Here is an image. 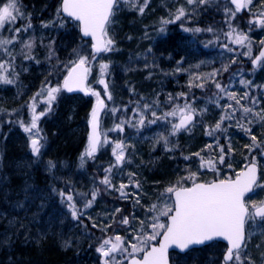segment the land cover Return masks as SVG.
Wrapping results in <instances>:
<instances>
[{"label":"rangeland","instance_id":"1","mask_svg":"<svg viewBox=\"0 0 264 264\" xmlns=\"http://www.w3.org/2000/svg\"><path fill=\"white\" fill-rule=\"evenodd\" d=\"M181 1L182 0H178V2L177 0H150L142 15L135 10L138 14L136 18L139 19V22L145 20L142 27H140L135 34L127 32V28L131 27L132 24H124V22L127 21V14L132 15L133 10L122 7L113 17V23L109 28V35L115 41L116 50L107 52L103 56L96 57L89 65L91 72L89 74L88 88L100 93L101 99L106 103L105 111L101 117L100 129L103 136H106L108 140V143H102L97 156L90 158L91 163L94 166L99 165L100 167L105 165L101 168L104 174L102 175L103 178L106 174L104 169L115 162V157L112 155L115 144L117 142H123L126 145V160L122 166L112 169L110 178L112 184L115 185L116 188H118L121 183L129 184L130 186L125 189V191L130 194L135 193L136 195H130L127 199L122 198L118 191L108 190L104 185L100 184L99 182L102 178L97 179L95 183H97L99 192L96 200L92 204V208L86 212L84 218L88 219V217H91V219H88L89 222H91V225L96 223L98 225L96 229L103 231L104 234L100 232L103 236H106L105 233H107L109 229L105 228V225L111 224V237L120 235L125 240L126 244L128 242L135 243L132 237L138 234L140 221L145 220L146 217L150 218L153 215V213L148 212L147 209L153 204L162 206L163 198H161L160 194L164 192L167 187L175 185L177 181H181L185 186H189L191 181L186 178L193 173L196 174L195 178L198 182L227 178L229 175H235L236 172H239L244 164L251 160V156L255 155L260 171L259 174L261 176L260 182L264 184V156L259 154L261 151L260 149H257L255 153L250 155L249 149L245 147L252 142L249 135L237 126V119L241 115L240 112H237V118L231 121L225 120L220 131H215L212 135L206 134L215 127L216 122H218L221 115L224 114V106L228 103L234 104L233 101L228 100L226 95L217 93L215 85L211 82L206 83L203 89L198 87L191 88L194 90L196 96L194 101L190 103L197 109L198 113L202 112V114L196 116V121L190 126L188 133L177 132L175 135H171V129L165 131L166 129L161 125L157 126L160 121L162 122L163 118L158 120L155 124H149L146 121L145 125L139 129L131 126L139 119V116H135L132 111L137 107L138 103L141 105L145 102L153 104L158 101L160 107L154 108L153 110H155L159 116H162L164 113L162 105H164L165 102L160 103L158 100V93L155 94L157 90L156 86L161 79L169 80L177 78L178 75L182 73V70L177 72V68L165 69L161 64L167 63L172 59L175 64L178 65L180 62H187L188 59H190V57H188L189 53L198 55L203 54L200 51H195L193 39L185 41L186 39L183 38L181 40V57L180 51L174 52L176 56H179L178 59L172 58L174 55H172L170 51L166 54L168 56L164 55L162 57L163 46L158 47L159 43L165 38L163 35L168 33L166 27L176 23L162 25L161 21L173 19L174 16H172L173 12L170 6L172 4H179ZM219 1L220 3L229 2V0ZM2 3L3 0H0V4ZM58 5L55 7L54 0H51L50 6L40 8V11L37 13L35 11V16H32L33 28L29 29L27 33H20L19 40L31 39L34 42L31 51V55L34 59L25 58L28 50L24 49L21 51V43L12 45L11 51L15 56V60L12 61V67L15 70L16 83H0V104L12 98L17 99L21 94L27 95L25 96L26 102L22 105L23 108H27V103H31L30 98L34 95L27 90V86H24L23 83L20 82V78L22 76L26 77L29 73H33L32 75H43V73L46 72L45 69H47L46 66L49 61L50 50L53 53L51 59L54 57L53 40H50L48 34L53 28V25L46 28L43 27V23L56 20ZM180 6L188 10L189 14L185 18L190 19L198 17V9L200 6L188 5L185 3V0L184 4ZM154 10L158 11V13L153 17L152 13ZM262 10L264 9L261 8V0H253V5L243 10L248 19L247 24L249 29L245 34L249 37V42L251 43L252 57H254L257 49L261 45L260 41L264 40V28L256 24L250 25L249 20L254 19L255 15ZM148 19H155V23L150 24L151 22H148ZM240 19L242 18L240 17ZM23 23H25V21H19L14 27H19ZM55 25H59V23ZM162 26L165 28L164 33L159 31ZM237 29H239L238 26ZM239 31H241V29H239ZM55 33H57V31H55ZM186 33L187 32L184 31V34ZM225 33L226 32H224V36H221L219 39H226L225 43L228 44V47L232 48L233 51L229 52L226 48L221 47V49L215 51L214 59L211 57L208 59L204 58L203 63L199 65L203 66L205 73H200L209 74L214 70H221L216 79L223 86H226L229 91L235 92L238 97L243 95L245 91H249L251 95L255 96L260 101L259 105L256 106V110L259 111L260 109H264V66H258V68L253 69L250 64L252 59L249 58V55L245 54L248 52V48L229 43V39ZM2 34L3 36L11 35L8 31H3ZM210 35L212 37L211 33ZM129 37H131V39H129ZM149 49H151V51H149ZM187 52L188 54H186ZM6 59H8V57L0 50V62ZM233 59L236 61L234 64L231 63ZM102 63H107L109 65L106 76L110 77V82L108 84L109 91L113 97L112 100H108L107 96L104 94L103 85L98 82L100 65ZM145 65H147V67ZM225 65H229L228 71L226 72L222 71ZM56 66L57 70L55 72L52 71L55 77L64 70V66H59L58 62ZM197 66L196 64L190 78H187V81L184 83L185 86L189 85L188 81L196 74ZM9 71H11V69H9ZM106 76L105 79L107 81ZM35 78L39 80L38 76ZM241 80L251 81V85L246 87L240 83ZM33 81L34 80H32V82ZM48 83L53 85L50 80H47L45 85ZM193 83H195V81H193ZM7 94L10 95L11 98L6 97L5 95ZM95 101L96 97L94 96L91 102L87 123L92 111V104H94ZM120 102H122L121 106L123 108L121 107V111L118 114L119 118H117V114L113 116L110 109L113 107L120 108L118 106ZM185 102L184 100L180 105H183ZM241 103H247V101H241ZM125 107H127V111H124ZM1 109L2 108H0V110ZM172 109L173 108H170L169 111ZM1 114H3V112L0 113V115ZM146 115L149 119H152L150 112L146 113ZM1 118L0 128L3 125H7L4 117ZM120 120L127 121L124 132L110 131ZM178 121V115L175 118L169 117V122L171 123H177ZM243 123L245 126L252 128L253 134H255L259 140L264 141V126L259 122L247 125V120H244ZM229 124L232 126L229 127ZM161 136L167 137L169 141L167 147L163 140L157 143V140ZM180 137L183 139L182 146L179 145L178 141ZM217 144L224 146L225 152H227L229 145L233 149V151L226 156V162L231 164V168L220 165L218 161L215 172L209 170L206 166L202 168L200 158L196 156L195 153H199L200 157H203L205 160L218 157L219 148L216 146ZM208 145H212V147H208ZM42 152H44V150H42ZM83 154H81L79 158ZM185 157H188V159H185ZM246 157L247 160L245 159ZM87 159L89 161V158ZM42 161L44 163L47 162L46 159ZM161 161H164L172 172L166 175L163 180H157L159 174L153 169V166H156V164ZM76 171H79L76 176L67 175L66 178L69 180L67 183H71L75 187L80 186V190L89 187L90 178L87 174L85 176V171L87 170L83 167ZM130 173L134 175L130 176ZM136 181L139 182V188L134 186ZM137 196L139 197V204L135 203ZM246 201L256 204L264 201V187L255 188L254 192L246 198ZM117 208H120L122 212L115 214V209ZM130 214H134L135 219H132L130 216L129 225L126 226L114 222V220L118 221L121 215ZM4 216L5 214L0 216V225ZM166 218L167 217H161V222H166ZM3 239L4 231L0 230V243L3 242ZM257 244H260L259 248L256 247ZM224 250L225 248L223 245L212 244L209 247H205L199 251H192L190 254L188 253L181 257L174 255L173 263L221 264ZM247 250L255 261V264H264V260L261 259V253H264V236L259 234L254 236L249 241ZM92 264H101V257L99 254L98 258L92 260Z\"/></svg>","mask_w":264,"mask_h":264},{"label":"snow or ice","instance_id":"2","mask_svg":"<svg viewBox=\"0 0 264 264\" xmlns=\"http://www.w3.org/2000/svg\"><path fill=\"white\" fill-rule=\"evenodd\" d=\"M149 2L150 0H60V5L56 10V20L43 23V27L47 28L56 23H59L63 27L66 18L77 22L76 26L82 34L81 38H91V52L87 53L82 46H78L72 50L75 59H70L68 64L65 65L67 71L63 77L62 88L60 86H52L50 83L42 86L40 91L30 98L31 103H27V108L31 113L29 121L26 122L20 117H17L15 120L6 121L7 123L18 125L28 135L31 154L37 161L41 157L44 147L42 143L44 137L40 133L38 121L52 110L53 102L56 101L57 95L62 90H66L69 93L80 91L86 95L91 94L96 97V105L90 114L89 123L91 132L88 137V146L84 154L80 157L81 161L83 162L85 157H94L98 148L102 146V143H108L106 136L102 141L101 133L98 131L99 114L106 105L104 100L101 99V94L93 91L86 85L87 78L91 72L89 65L100 53L116 50L115 41L109 35V28L117 12L122 7H127L130 10L138 11L142 15ZM214 2L215 0H186L188 5H195L197 7L213 4ZM230 4L234 5V9L226 6L225 13L229 16V20H233L236 18L237 13L253 5V0H230ZM261 8L264 9V0H261ZM188 14V10L181 6L176 10L173 19H165L161 23L162 25L175 23ZM19 21H25V23L19 27H14ZM249 24H256L264 28V10L256 14L254 19L249 20ZM32 28V13L25 11L22 0H3V3L0 4V50L5 53L8 59L0 62V83H16V74L12 67V61L15 60V56L11 51L12 45L21 43V51L24 49L28 50L25 58L34 59L31 55L34 42L31 39H18L21 32L27 33ZM229 29L225 33L229 39V43L247 47L248 52L245 54L249 55V58L252 59L253 66H264V63H262L264 62V40L260 41L262 47L259 54L252 57L249 37L242 31L238 32L231 23H229ZM183 30L185 32L192 31L195 33L205 31V29L199 27L194 29L184 28ZM3 31H8L11 35L3 36ZM159 31L164 33L165 28L162 26ZM206 31L211 32L212 29L209 28ZM223 47L229 52L233 51L232 48L228 47V44H224ZM52 55L53 53L50 50L49 59H51ZM235 62V59L231 61L233 64ZM145 66L147 67V65ZM108 68L109 65L107 63L100 65L98 82L103 85L104 94L108 100H112L113 97L109 91V84L105 79ZM228 68L229 65H225L222 71L226 72ZM181 70L177 68L176 71L179 72ZM220 71L218 69L209 74H194L188 85L189 88L198 87L203 89L206 83L211 82L215 85L217 93L226 95L229 101L234 102V104L228 103L224 106V114L216 122L215 127L206 134L212 135L213 132L220 131L225 120L231 121L237 118V112H240L241 115L237 119V126L249 135L252 142L245 147L249 149L250 155L255 153L257 149H260L259 154L264 156V141L259 140L253 134L252 128L245 126L243 123L244 120H247V125L259 122L264 126V109L256 110V106L259 105L260 101L251 95L249 91H245L239 97L235 92L229 91L226 86H223L216 79ZM240 83L246 87L251 85V81L241 80ZM178 96L183 97L186 102L183 105H175L171 111H165L163 117L157 115V112L153 110L154 108L160 107L158 101L153 104L145 102L141 105L138 103L137 107L132 111L135 116H139V119L131 126L139 129L145 125L146 121L149 124H155L162 118H175L178 115L179 122L171 123L170 134L175 135L181 130H187L189 126L193 125L196 116L202 114V112L198 113L197 109L191 103L187 102L186 93H180ZM174 99L170 95L168 103L174 104ZM241 101H247V103H241ZM38 103L45 105L39 112H37ZM127 110V107H125L124 111ZM110 111L115 116L121 109L113 107ZM2 112L3 110H0V113ZM149 112L152 119H149L146 115ZM7 115L12 116L14 113L9 112ZM126 123L127 121L120 120L110 131L124 132ZM228 126L231 127L232 125L229 124ZM160 140H163L167 147L169 143L167 137L161 136L157 140V143ZM216 146L219 148L218 157L205 160L203 157H200L199 153H195L200 158L201 167L206 166L209 170L215 172L218 161L220 165L231 168V164L226 162V156L233 151L231 146H228L227 152H225L224 146L219 144ZM208 147H212V145H208ZM125 148L126 145L123 142H117L115 144L112 150L115 162L104 169L106 174L99 183L104 185L108 190L118 191L122 198L127 199L130 195H136L135 193L130 194L125 191L130 185L121 183L116 188L110 178L112 169L122 166L125 162ZM185 159H188V157H185ZM245 159L247 160V157ZM47 168L55 169L56 164L53 161H48ZM129 175L132 176L134 174L130 173ZM195 176L196 174L193 173L186 178L191 181L190 186H185L181 181H177L175 185L167 187L160 194L161 198H163L162 206L153 204L147 209L153 215L150 218L146 217L145 220L140 221L138 234L132 237L135 243L128 242L126 244L120 235L103 239L95 249L101 257V264H125V261H127V264H169L168 252L170 248L185 252L191 246L204 245L217 239L226 241L221 264H255V261L247 250V246L249 241L257 234L264 236V201L259 204L249 203L245 197L246 194L254 192L255 188L264 187V184L260 182L261 176L259 174L256 156L252 155L251 160L244 164L242 169L236 172L234 177L228 176L227 178L213 181L198 182ZM134 186L139 188V182L136 181ZM30 188L31 185L26 182L22 188L24 198L16 201L15 204L18 210H23L27 207L26 201L30 198ZM51 191L59 196L61 204L66 206L71 218L82 224L83 220L81 217L84 213L77 207L72 191L70 189L60 190L55 187H52ZM98 192L99 189L91 192V199L85 201L84 208L92 206L97 198ZM135 203H140L138 196ZM39 207L42 209L45 205L41 203ZM121 212L122 210L120 208L115 209V214ZM130 216L132 219H135L134 214L121 215L120 219L118 221L114 220V222L127 226L130 224ZM161 217H167V221L161 222ZM88 219H91V217H88ZM9 224L14 228L17 227V224L19 228L26 227L23 220L16 221L15 217L9 221ZM91 226L93 228L98 227L96 223H93ZM111 226V224H108L105 225V228H110ZM85 227L87 226L85 225ZM64 245L65 247H70L71 241L65 240ZM256 247L259 248L260 244H257ZM261 259L264 260V253H261Z\"/></svg>","mask_w":264,"mask_h":264},{"label":"trees","instance_id":"3","mask_svg":"<svg viewBox=\"0 0 264 264\" xmlns=\"http://www.w3.org/2000/svg\"><path fill=\"white\" fill-rule=\"evenodd\" d=\"M59 2L60 0H54L55 7ZM22 3L25 6V11L31 12L32 16H35L40 8L50 6L51 0H22ZM183 4L184 0L170 6L173 12L172 16ZM226 6L233 8L229 2L220 3L219 0H215L213 4L200 6L198 17L190 19L184 17L176 21V24L167 26L166 31L173 33L167 38L178 39V43L171 47L167 41L163 47L168 48L170 53L180 51L181 56V40L183 38L186 39L185 41L193 39L195 51H200L203 54L190 53L188 60H192L198 65L196 74L205 73L203 66L199 64L203 63L204 58L214 59L215 51L226 44V39L219 38L224 36V32L230 30L229 23L236 29L238 26L244 33L249 29L244 11L237 13L236 19L229 20V16H226L225 13ZM157 13L158 11L154 10L152 16L154 17ZM137 15L135 10L132 15L127 14V21L124 24H132L127 28L128 33L135 34L145 22V20L139 22V19L136 18ZM147 21L151 22L150 24L155 23V19ZM197 27L205 29V31L200 33L189 31L184 34V28L194 29ZM209 28L212 29L211 32L206 31ZM239 29H237L238 32H240ZM176 30L178 32H175ZM48 34L50 40H53L54 57L47 62L46 72L43 75L29 73L26 77L20 78V82L27 86V90L33 95L40 91L42 86H46L47 80L52 82V86H61V80L67 71L65 65L70 59H75L72 51L74 48L82 46L87 53H90L89 43L80 38L76 25L68 20L63 27L53 24V28ZM57 62L59 66H64V70L55 77L52 71L57 70ZM36 76L39 77V80H36ZM106 77L109 83L110 77ZM32 80L34 81L32 82ZM5 96L11 98L8 94ZM25 96L27 95L21 94L17 99L12 98L2 102L0 108H2L3 114L0 115V120L1 117H4L6 121L20 117L26 122L29 121L31 113L26 107H22L26 102ZM91 102L90 97L68 95L63 91L57 95L52 110L38 121L40 133L44 137L42 141L44 152L38 161L31 154L28 135L18 125L7 123L0 128V216L5 214L0 225V230L4 231V239L0 243V264H92V260L98 258L96 247L103 239L111 237L110 228L105 233L106 236H103V231L93 228L91 222L84 218L92 206L84 208L83 205L86 200L91 199V192L97 189L95 180L101 179L104 175L101 169L103 167L94 166L90 158L88 161L85 157L83 162L79 158L86 149L87 118ZM121 105L122 102L118 104L120 109ZM44 107V104L38 103L37 112ZM9 112L14 115H7ZM119 113L120 111L117 112V118H119ZM178 141L182 146L183 139L180 137ZM43 159H46L47 162L44 163ZM48 161H53L56 168L48 169ZM80 164L82 167L79 166ZM83 167L87 170L85 174L90 178V185L80 190V186L75 187L71 183L68 184L69 180L66 177L69 172L73 171L72 169L77 170ZM153 169L159 174L157 180H163L166 175L172 172L164 161L157 163ZM78 172L76 171L74 174L77 175ZM229 176L234 177L235 175ZM64 178L66 179L63 180ZM26 182L31 185L30 198L26 201L27 207L18 210L15 204L16 201L24 198L22 188ZM52 187L72 191L77 207L84 213L81 217L82 224L71 218L66 206L61 204L59 196L51 191ZM41 203L45 205L42 209L39 207ZM13 217L16 218V221L23 220L26 227L19 228L18 224L17 227H12L9 221ZM65 240L71 241L70 247H65Z\"/></svg>","mask_w":264,"mask_h":264},{"label":"flooded vegetation","instance_id":"4","mask_svg":"<svg viewBox=\"0 0 264 264\" xmlns=\"http://www.w3.org/2000/svg\"><path fill=\"white\" fill-rule=\"evenodd\" d=\"M167 32L168 33L166 35L165 34L163 35L165 38L163 39V41H160L158 47H161L164 44H167V41H168V43H170L171 47H173L174 45H176L178 43V39H168L167 37L169 35H172L173 33L170 32V31H167ZM175 32H178V31L176 30ZM171 54L174 55V56H172V58H174V59H178L179 58V56H176L174 54V52L171 53ZM165 56H168V55H165ZM189 56H190V53H189ZM161 65L165 69L166 68H168V69H175V68L182 69V73L180 75H178L177 78H172V79H169V80H162L161 79V81H159L160 82V86L159 87L156 86L157 90H156L155 94L158 93V97H159L158 100L160 101V103L165 102L164 105H162L163 111L164 112L165 111H169V109L173 108L175 105L182 104V102L185 99L183 97H179L178 96V94H180V93H186L187 94V101L189 103L194 101L195 96H196L194 90L189 88L188 86H185L184 83L187 81V78H190L191 74L193 73L194 67L196 65L195 62H193L192 60H188L187 62H180L178 65H176L175 62L172 59H170L167 63H162ZM189 82L190 81H188V83ZM170 95L173 98H175L174 99V104L168 103V99H169ZM161 117H163V115ZM195 121H196V118H195L194 122ZM160 125L166 129L165 131H167L168 129H171V122H169V117L167 119H163L162 122L160 121L157 124V126H160ZM100 127H101V125H100ZM189 128H190V126H189ZM188 129L187 130H181L178 133H188ZM100 133H101V129H100ZM103 137H104L103 133H101L102 141H103ZM100 147H99V149H100ZM99 149H98V151H99ZM96 156H97V154H96ZM182 162H184V161H182ZM199 250H201V249H199ZM199 250H194V251H199ZM174 255H176L178 257H181L180 255H177V254H174ZM174 255H171V257H170V264H174L173 263V256Z\"/></svg>","mask_w":264,"mask_h":264},{"label":"water","instance_id":"5","mask_svg":"<svg viewBox=\"0 0 264 264\" xmlns=\"http://www.w3.org/2000/svg\"><path fill=\"white\" fill-rule=\"evenodd\" d=\"M232 6L234 7V5H232ZM66 19H68V18H66ZM69 20H70L71 22H74V23L77 24V22L72 21L71 19H69ZM78 33H79L80 37H82V34L80 33L79 28H78ZM81 39H82V38H81ZM82 40H84V41H89V42H90V50H91V38H90V37H88V38H83ZM261 47H262V46H261ZM261 47L258 49L257 55L259 54V51L261 50ZM100 54H103V53H100ZM100 54H99V55H100ZM257 55H256V56H257ZM251 65L253 66L252 61H251ZM257 67H258V66H257ZM253 68H256V67L253 66ZM65 75H66V74H65ZM65 75H64V76H65ZM87 81H88V78H87ZM87 81H86V85H87ZM62 84H63V79H62V82H61V86H62ZM64 91H65L68 95H81V96H84V97H90V96H91V94H87V95H86L84 92H80V91H74V92H71V93L67 92L66 90H64ZM95 105H96V104H95ZM94 107H95V106H94ZM102 111H103V109L100 111V114H99V129H98L99 132H100V117H101ZM90 132H91V126H90V123H89V124H88V137H89ZM258 170H259V167H258ZM250 194H251V193L246 194L245 199H246ZM213 242L221 243V244H223V245L226 246V241H223V240H221V239H217V240H215V241L208 242V243H206V244H204V245H194V246H191L190 249H188V250L185 251V252H180V251L177 250V249L170 248V249H169V252H168V256L170 255V253L185 254V253L189 252V251L192 250V249L201 248V247H203V246H207V245H209V244H211V243H213ZM169 264H170V261H169Z\"/></svg>","mask_w":264,"mask_h":264},{"label":"bare ground","instance_id":"6","mask_svg":"<svg viewBox=\"0 0 264 264\" xmlns=\"http://www.w3.org/2000/svg\"><path fill=\"white\" fill-rule=\"evenodd\" d=\"M168 51H169V49L168 48H166V47H164L163 48V50H162V56H164V55H166L167 53H168ZM157 86L159 87L160 86V82L157 84ZM87 146H88V130H87V136H86V148H87ZM99 149V148H98ZM98 152V151H97ZM97 152H96V154H97ZM79 166H81V164L79 165ZM105 165H103V167H104ZM73 170V169H72ZM74 173H76V170L74 169L72 172H69L68 174H70V175H74V176H76V174H74ZM78 174V173H77ZM69 175V176H70ZM85 176H86V174H85Z\"/></svg>","mask_w":264,"mask_h":264}]
</instances>
